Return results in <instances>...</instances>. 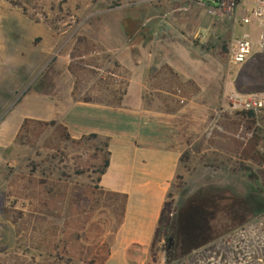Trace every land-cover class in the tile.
Here are the masks:
<instances>
[{"label":"rangeland","instance_id":"rangeland-1","mask_svg":"<svg viewBox=\"0 0 264 264\" xmlns=\"http://www.w3.org/2000/svg\"><path fill=\"white\" fill-rule=\"evenodd\" d=\"M202 1L217 0H0V264H103L121 202L87 164L110 133L145 123L183 157L174 231L146 264H264V108L253 122L229 102L264 94L249 77L264 55L229 60L258 23L217 19ZM254 136L260 164L243 159ZM198 217L205 237L185 249Z\"/></svg>","mask_w":264,"mask_h":264},{"label":"crops","instance_id":"crops-1","mask_svg":"<svg viewBox=\"0 0 264 264\" xmlns=\"http://www.w3.org/2000/svg\"><path fill=\"white\" fill-rule=\"evenodd\" d=\"M171 87L180 90L176 83ZM67 98H72L70 93ZM130 99L134 109L142 107L141 98ZM58 114L62 116V108ZM159 131L158 126L145 123L109 135L110 165L99 186L125 195L127 201L122 225L112 236L103 264H146L150 258L162 210L182 157L178 148L162 144L164 133Z\"/></svg>","mask_w":264,"mask_h":264},{"label":"trees","instance_id":"trees-1","mask_svg":"<svg viewBox=\"0 0 264 264\" xmlns=\"http://www.w3.org/2000/svg\"><path fill=\"white\" fill-rule=\"evenodd\" d=\"M225 52L228 53V49L225 48ZM251 73H250V79L257 82L259 85V87H264V62H257L255 64H252L250 67ZM244 117L247 120H251L254 122V120L256 119V115L254 112L249 111V112H244L243 113ZM28 123H30V121H26L25 124L27 125ZM38 125H43V126H55L56 122L55 121H51L49 123H44V122H38ZM258 137L254 136V138L250 141V143L247 145V148L243 151V159L244 160H250L254 163H259L260 164V153L258 151ZM106 147H108V145H106ZM183 158V157H182ZM182 158L180 160V162L182 161ZM92 160L95 162L94 164L88 163L87 165L89 166V169L91 168H96L98 167L99 169L97 170V173L99 175L98 178V183L101 180V177L106 173L109 165H110V160H109V152H105V155L100 156V155H94L92 157ZM99 160H102V163L97 164V162ZM242 169L246 172L249 173V177L250 179H252L253 181H257L256 176L253 174L252 170L249 169L248 167H246L244 164L242 165ZM86 173V163L85 165L76 171L77 175H83ZM177 179H179V177H176ZM103 193H105V195H108L112 198H114L115 200L121 202L120 206H119V221H118V226L117 229H119V227L122 225L123 219H124V212H125V206H126V201H127V197L125 195L122 194H116V193H111L108 191L103 190L102 188L100 189ZM168 197H170L168 195ZM173 204L171 202L166 201L164 204V208L162 210V214H161V218H160V222L158 225V228L156 230L155 233V237L153 240V244H152V256L155 257V252L154 249L157 245V243L162 240L164 237H166V235H168L169 233H173L174 231V219H173ZM203 222L200 217H198L196 219V221L192 222V223H186V227L184 228V237H185V241H184V248L188 249L190 247H192V245L197 241V238H199L197 235H201L202 234V238L205 237V235H203L204 231L207 230V226L206 224H202L201 222ZM198 222H200V224H198ZM109 255V254H108Z\"/></svg>","mask_w":264,"mask_h":264},{"label":"built area","instance_id":"built-area-1","mask_svg":"<svg viewBox=\"0 0 264 264\" xmlns=\"http://www.w3.org/2000/svg\"><path fill=\"white\" fill-rule=\"evenodd\" d=\"M199 4L206 6L210 14L216 18H228L240 22L243 26L258 23L259 31L256 43L249 33H245L231 44L229 49L231 64L242 65L255 53L264 55V0H217L215 6L203 1ZM255 46L256 52H254ZM243 97L240 94H235L229 98L233 109L255 113L264 108V94Z\"/></svg>","mask_w":264,"mask_h":264},{"label":"flooded vegetation","instance_id":"flooded-vegetation-1","mask_svg":"<svg viewBox=\"0 0 264 264\" xmlns=\"http://www.w3.org/2000/svg\"><path fill=\"white\" fill-rule=\"evenodd\" d=\"M173 245H174L173 239H169V247H168L169 251L170 249H173Z\"/></svg>","mask_w":264,"mask_h":264}]
</instances>
